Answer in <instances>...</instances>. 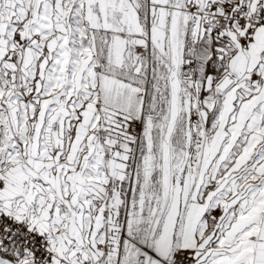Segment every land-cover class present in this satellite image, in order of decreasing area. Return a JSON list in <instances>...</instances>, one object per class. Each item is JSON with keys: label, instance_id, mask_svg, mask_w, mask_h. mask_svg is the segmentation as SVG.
Returning <instances> with one entry per match:
<instances>
[{"label": "snow or ice", "instance_id": "6c2138e0", "mask_svg": "<svg viewBox=\"0 0 264 264\" xmlns=\"http://www.w3.org/2000/svg\"><path fill=\"white\" fill-rule=\"evenodd\" d=\"M0 264H264V0H0Z\"/></svg>", "mask_w": 264, "mask_h": 264}]
</instances>
